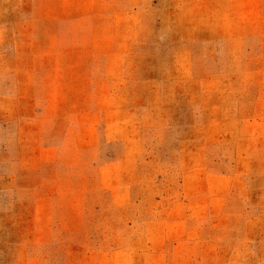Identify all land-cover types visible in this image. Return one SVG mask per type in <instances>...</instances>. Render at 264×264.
<instances>
[{
	"label": "rangeland",
	"instance_id": "1",
	"mask_svg": "<svg viewBox=\"0 0 264 264\" xmlns=\"http://www.w3.org/2000/svg\"><path fill=\"white\" fill-rule=\"evenodd\" d=\"M0 264H264V0H0Z\"/></svg>",
	"mask_w": 264,
	"mask_h": 264
}]
</instances>
